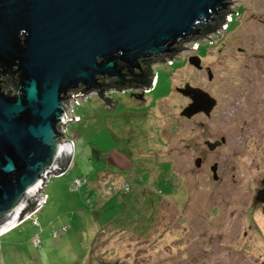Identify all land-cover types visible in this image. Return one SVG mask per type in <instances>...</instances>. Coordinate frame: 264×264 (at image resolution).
Masks as SVG:
<instances>
[{"label":"rangeland","instance_id":"obj_1","mask_svg":"<svg viewBox=\"0 0 264 264\" xmlns=\"http://www.w3.org/2000/svg\"><path fill=\"white\" fill-rule=\"evenodd\" d=\"M231 7L212 33L152 62L146 102L121 89L66 103L80 118L62 126L73 162L0 236V264H264V0ZM187 84L217 100L209 117L182 116Z\"/></svg>","mask_w":264,"mask_h":264},{"label":"water","instance_id":"obj_2","mask_svg":"<svg viewBox=\"0 0 264 264\" xmlns=\"http://www.w3.org/2000/svg\"><path fill=\"white\" fill-rule=\"evenodd\" d=\"M231 2L0 0V236L37 209L46 180L73 162L74 144L61 129L74 120L65 104L78 94H104L107 79L150 86L143 63L203 36L202 27H211ZM189 61L202 69L199 56ZM177 91L192 100L182 111L187 118L209 116L217 104L190 84ZM225 141L206 145L213 151ZM262 184L256 201L264 205Z\"/></svg>","mask_w":264,"mask_h":264},{"label":"flooded vegetation","instance_id":"obj_3","mask_svg":"<svg viewBox=\"0 0 264 264\" xmlns=\"http://www.w3.org/2000/svg\"><path fill=\"white\" fill-rule=\"evenodd\" d=\"M228 11V9L226 10V11H223V12H221V16L222 15H225V13ZM219 19H220V17H218V19H217V21H216V23L215 24H218V23H221V22H219ZM204 26L202 27V34L204 33ZM203 35H205V34H203ZM173 56V55H172ZM166 57V56H165ZM164 58V57H163ZM144 67L145 68H147V65H149V62H145L144 64ZM153 68V67H152ZM125 79H130V78H125ZM117 80L116 79H107L106 80V82H107V84H110L108 87H107V89H106V92H105V95L108 93V91H110V92H114V91H119V90H125V92H129L130 93V95H131V97L132 98H134L135 100H138V101H140V102H146V95L148 94V93H146L145 92V90H146V88L147 89H150V91L152 90V85L151 86H141V85H138V84H136V83H127L124 87H120V86H117L116 84H115V82H116ZM145 88V89H144ZM104 95V96H105ZM191 102H192V100H191ZM204 114V113H203ZM197 115V114H196ZM205 116H207L206 114H204ZM210 116V115H209ZM209 116H207V117H209ZM194 117V116H193ZM190 119V118H189ZM206 141H208V140H206ZM206 141H205V145H206ZM211 141V140H210ZM214 142V141H213ZM207 146V145H206ZM198 158H202V157H198ZM204 159L202 158V161H203Z\"/></svg>","mask_w":264,"mask_h":264},{"label":"trees","instance_id":"obj_4","mask_svg":"<svg viewBox=\"0 0 264 264\" xmlns=\"http://www.w3.org/2000/svg\"><path fill=\"white\" fill-rule=\"evenodd\" d=\"M225 21V15H222L221 17H220V19H219V22H224ZM216 23V22H215ZM215 23H213L212 24V26L211 27H204V33L203 34H208V33H212L215 29H216V25L217 24H215ZM180 50V47H178V51ZM153 61H155V60H148V61H145V62H149V65H147V71H148V73H149V80H148V85H152L153 84V81H154V73H153V68H152V62ZM144 62V63H145ZM143 63V64H144ZM12 83L9 81V80H7V88L9 89V88H11L12 86ZM107 89V88H106ZM104 95H105V93L104 94H101L100 95V97H104Z\"/></svg>","mask_w":264,"mask_h":264},{"label":"built area","instance_id":"obj_5","mask_svg":"<svg viewBox=\"0 0 264 264\" xmlns=\"http://www.w3.org/2000/svg\"><path fill=\"white\" fill-rule=\"evenodd\" d=\"M153 84H156L155 77H154ZM153 84H152V85H153ZM150 89H151V88H150ZM150 89H147V88H146V91H148V90H150ZM78 95H79V94H78ZM78 95H76V98H77V97H80V96H78ZM65 105H66V107H67L69 113L72 115V119H74L73 121H79L80 118H76L77 116L74 114V111H73V110L71 111V110L69 109V106H68L67 104H65ZM61 129H62V128H61ZM81 184H82L81 181H77L76 184H75V187H77V185L80 186ZM75 187H74V188H75ZM46 199H47V197L44 195V200H46ZM65 228H66V227H65Z\"/></svg>","mask_w":264,"mask_h":264},{"label":"bare ground","instance_id":"obj_6","mask_svg":"<svg viewBox=\"0 0 264 264\" xmlns=\"http://www.w3.org/2000/svg\"><path fill=\"white\" fill-rule=\"evenodd\" d=\"M74 149H75V147H74ZM43 203H45V200H44V199L42 200L41 204L37 207V209H34L31 213H29L27 216H25L22 220H24L26 217L30 218L29 215L35 214V213L37 212V210L39 209V207H40ZM42 206H43V205H42ZM42 206H41V207H42ZM41 207H40V208H41ZM24 221H25V220H24Z\"/></svg>","mask_w":264,"mask_h":264}]
</instances>
